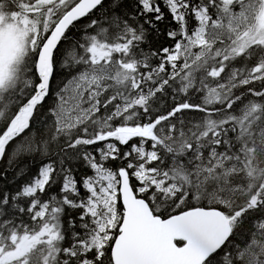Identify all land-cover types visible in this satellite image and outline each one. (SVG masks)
Instances as JSON below:
<instances>
[{
	"label": "snow or ice",
	"instance_id": "1",
	"mask_svg": "<svg viewBox=\"0 0 264 264\" xmlns=\"http://www.w3.org/2000/svg\"><path fill=\"white\" fill-rule=\"evenodd\" d=\"M0 264H264V0H0Z\"/></svg>",
	"mask_w": 264,
	"mask_h": 264
}]
</instances>
